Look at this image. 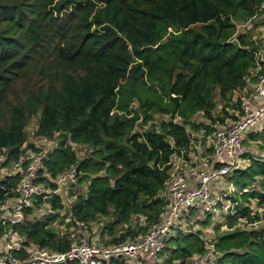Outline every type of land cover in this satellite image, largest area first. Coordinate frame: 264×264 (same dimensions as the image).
I'll return each instance as SVG.
<instances>
[{
	"label": "trees",
	"instance_id": "16d2710c",
	"mask_svg": "<svg viewBox=\"0 0 264 264\" xmlns=\"http://www.w3.org/2000/svg\"><path fill=\"white\" fill-rule=\"evenodd\" d=\"M31 1L0 0V204L14 198L19 179L18 173L2 174L1 168L33 146L26 144L25 130L33 117L35 136L56 138L38 180L54 190L55 177L75 169L77 182L67 188L74 194L70 203L51 192L25 206L22 220L0 219V236L12 230L24 237L25 246L66 252L72 238L48 225L70 215L69 227L109 217L110 240L101 243V230L97 244L132 241L163 220L172 158L189 160L195 153L190 132L211 135L227 123L214 114L215 98L226 102L224 111L239 110L251 72L256 69L252 81L264 74L257 40L247 32L235 33L233 22L253 18L264 0H59L55 10L61 16L53 18L52 32L62 41L46 50L54 53L55 64L38 66L33 77L25 67L37 65L43 45L53 42L42 38V3ZM17 84L18 93L13 90ZM196 114L203 121H196ZM253 141L264 146V123L249 130L243 144ZM76 146L88 151L80 154ZM247 152L243 160L249 163L226 176L241 194L235 197V213L215 228L222 226L224 232L213 239L217 255L212 264H264V221L230 229L238 217L251 218V205H264V160ZM202 154L210 158L209 149ZM45 203L51 212L32 215ZM204 241L199 230L176 231L158 258L146 264H188L203 253ZM13 255L24 259L27 253L21 249ZM109 263L130 261L112 258L104 264Z\"/></svg>",
	"mask_w": 264,
	"mask_h": 264
},
{
	"label": "built area",
	"instance_id": "2783aa9c",
	"mask_svg": "<svg viewBox=\"0 0 264 264\" xmlns=\"http://www.w3.org/2000/svg\"><path fill=\"white\" fill-rule=\"evenodd\" d=\"M255 16H264V1ZM260 50L257 52L259 58ZM264 65V61H262ZM259 64V63H258ZM238 118L227 122L217 128L211 135L204 131L190 132L191 146L195 150L189 160L179 156L172 159L169 177L165 183L163 196L166 201V212L163 220L145 232H139L132 241L122 244L102 245L86 240L73 242L66 252H55L35 245L25 246L24 239L10 230V236L2 241L0 249V264H104L112 258L123 260L140 259L144 262L155 260L165 246L170 234L186 228L185 222L193 211L207 214H234L237 191L231 181L227 186H222L223 178L228 174L243 167V154L245 135L258 123H264V74H260L250 86L245 95H241ZM36 143L25 152L17 161H12L7 167L1 168L2 174H19L15 187V196L5 204H0V219L5 222H18L22 220V209L32 205L33 199L51 192H59L68 188L69 184H76L75 169L60 173L55 177L56 188L51 190L46 184L39 181V170L43 159L50 151L44 144H50L52 138L36 136ZM202 140L204 146L202 147ZM210 150L209 155L202 154L203 149ZM261 158V157H260ZM264 160V158H261ZM3 157L0 156V163ZM217 164V167H216ZM187 174L192 177L194 186L190 187ZM245 189L244 191H246ZM250 216H240L230 229L251 228L263 224L264 205L250 207ZM65 223L71 221V216L64 218ZM77 228H83L84 223L76 221ZM7 233V232H6ZM1 237V236H0ZM72 238V237H71ZM85 239V238H84ZM24 249L27 256L20 259L13 255V251ZM216 256L213 241L205 239L204 251L190 257L188 264H212Z\"/></svg>",
	"mask_w": 264,
	"mask_h": 264
},
{
	"label": "rangeland",
	"instance_id": "374dc122",
	"mask_svg": "<svg viewBox=\"0 0 264 264\" xmlns=\"http://www.w3.org/2000/svg\"><path fill=\"white\" fill-rule=\"evenodd\" d=\"M36 1L41 2L42 3L41 9L45 10V15H44L45 20L42 21V28L44 31V35L42 38L43 39H45V38L51 39L53 44L47 43V44L43 45V49H41V51H43V55L39 57V61H38L37 65H36V63H33L31 65L32 67H29V66L25 67L26 68L25 73L28 74V72L26 71V70H28L31 77L34 76V73H35L34 70L38 66L47 65L48 62H52L53 64H55L54 53L49 54L46 52V50H49V47H51V46L55 47L58 43L61 44V41H62V36L54 37V34L52 32L53 26L56 22L53 18L61 16V13H57L55 10V6L60 3L59 0H33V1H31V3L33 4ZM46 10H47V12H46ZM233 22L235 25V27H234L235 33L236 32H247V33L251 34L252 37L254 36V38L257 40V43H258V50H260L259 62L264 61V17H256V18H252V19L234 18ZM36 59H37V57H35V60ZM255 72H256V69L251 72V75L247 80L248 85H250V86L254 82V81H252L251 78L253 77V74ZM23 75H24V72L21 73L22 77H23ZM19 76H18V78H16V81L20 79ZM13 90L16 93H18L20 90V85L19 84L14 85ZM215 100H216L217 105H216V109H215L214 114H215V116L223 117L225 122L226 121L231 122L232 121L231 116H235V115L239 114V110L236 107L235 108L234 107H227L226 111H224V106H225L226 102L219 100L217 97L215 98ZM228 103H230V106H233V104H235L233 98ZM225 112H227V115ZM194 119L196 121L201 122V121H203L204 118L202 117V115L196 114L194 116ZM139 123H140V120L137 123V126H140ZM261 125H262V123H258L257 125L252 127V130L260 129ZM35 127H36V117H33L30 119V121L26 124V127H25L26 134H27L26 144L36 143L37 137L34 135ZM40 144H42V146L43 145L46 146L50 150L56 145V138L52 139V142L50 141V144L46 145L43 142H40ZM74 147H75V145H74ZM76 149L81 151L80 154L88 151V148L84 147V146H76ZM245 150L246 151L248 150V152H247L248 154H252L254 156L264 158V146L262 145V143L260 141L250 142L248 146H245ZM178 157L179 156L175 155V156H173L172 159L175 160ZM244 163H245V165H247L249 163V160L247 158H245ZM227 180H228L227 178H223L220 180L223 182L224 187L227 186V184L229 182V180L228 181ZM68 191H67V188H64L63 191H59L61 193L60 195L62 196V200H63L64 204H66L67 202L68 203L72 202V200L74 198V194H71L70 193L71 191L70 192H68ZM50 210L51 209L49 207V204L45 203L42 207L36 209L35 212L32 213V215L34 214L35 216L39 217V216H41V214L51 212ZM0 215L6 216L5 214H0ZM209 216H210L209 222L207 224H204L203 222L207 218L206 214L195 210L192 212V214L188 218L189 220L187 221V223L185 222V226L190 231L199 230L201 232V234L205 237V239L213 241V239L215 238V236L218 233L224 232L222 226L219 230H216L215 228L218 224H221V225L224 224L225 215L222 214L221 212H217L216 214H211ZM134 220L136 223L139 222L138 219H134ZM108 221H109V217H104V218H101L97 221L91 222L90 224H88V226L86 225L83 228H77L76 226H72V227L67 226L63 218L56 217L52 220V222L48 225V227L60 236L68 233L70 238L72 237V243L76 242V241H82V240H86V241L91 242V243H98L99 242L98 240H100V237H101V235H99V234L102 230V232L104 233L103 234L104 237L102 238L101 243L102 242L108 243V241L110 239H109V236H107V231L105 230V226H106V223ZM9 231L0 237V249L2 247V241L5 242V239L10 236ZM12 232H14V231H12ZM14 233L17 234V232H14ZM18 236L22 237L24 239V237L22 235L18 234ZM216 255H217V253H216ZM143 262L144 261H142L140 259H136L134 262H133V260H131L130 264H143ZM109 264H111V263H109ZM152 264H154V263H152Z\"/></svg>",
	"mask_w": 264,
	"mask_h": 264
},
{
	"label": "crops",
	"instance_id": "0c3cea01",
	"mask_svg": "<svg viewBox=\"0 0 264 264\" xmlns=\"http://www.w3.org/2000/svg\"><path fill=\"white\" fill-rule=\"evenodd\" d=\"M256 17H264V16H255V17H253V18H256ZM252 19V18H251ZM253 38H254V36H253ZM186 178H187V181H188V185L190 186V187H193L194 186V182H193V180H192V177L191 176H189L188 174H187V176H186ZM228 181V180H227ZM222 186H224V184H221ZM236 186V185H235ZM222 214H223V212H221ZM225 215V214H224ZM135 260H133V262H134ZM143 264H146V262H143Z\"/></svg>",
	"mask_w": 264,
	"mask_h": 264
}]
</instances>
